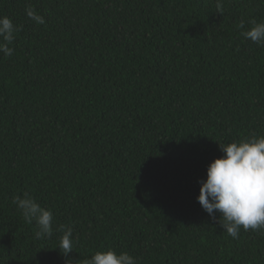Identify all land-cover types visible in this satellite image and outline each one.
<instances>
[{
  "label": "trees",
  "instance_id": "16d2710c",
  "mask_svg": "<svg viewBox=\"0 0 264 264\" xmlns=\"http://www.w3.org/2000/svg\"><path fill=\"white\" fill-rule=\"evenodd\" d=\"M0 0V264H264L199 204L219 144L264 136V0ZM31 6L45 20L26 14ZM243 25V27H241ZM53 213L38 239L13 198ZM73 231L62 255L60 230Z\"/></svg>",
  "mask_w": 264,
  "mask_h": 264
},
{
  "label": "clouds",
  "instance_id": "9594fccd",
  "mask_svg": "<svg viewBox=\"0 0 264 264\" xmlns=\"http://www.w3.org/2000/svg\"><path fill=\"white\" fill-rule=\"evenodd\" d=\"M216 7L222 11L221 0ZM27 16L38 24L45 20L31 6L26 8ZM243 27V25H241ZM20 28L7 17H0V53L11 56L9 47ZM245 39L258 45H264V22L252 21L250 30L242 33ZM224 154L215 159L207 169V179L201 180L200 194L197 197L204 211L215 221L216 212L221 214L220 226L233 239L239 238L241 228L244 231L264 229V136L242 138L230 144H219ZM13 204L21 212L24 220L31 224L35 221L38 239L53 235V213L47 210L28 193L17 195ZM63 232L59 247L63 256L73 252V231L61 226ZM83 264H136L134 257L127 252L117 254L113 249L97 251Z\"/></svg>",
  "mask_w": 264,
  "mask_h": 264
}]
</instances>
